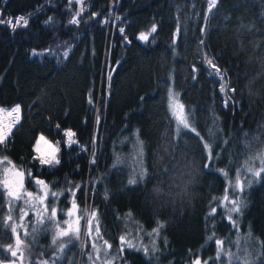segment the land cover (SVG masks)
Masks as SVG:
<instances>
[{"label": "trees", "instance_id": "1", "mask_svg": "<svg viewBox=\"0 0 264 264\" xmlns=\"http://www.w3.org/2000/svg\"><path fill=\"white\" fill-rule=\"evenodd\" d=\"M108 7L109 0H0V105L20 106L0 159L26 172L34 197L42 194L34 175L50 189L44 225L0 190V264H193L197 257L264 264V173L255 177L244 164L264 167L256 158L264 152V0H113L107 25ZM18 12L27 26L13 27ZM153 25L156 32L140 40ZM170 92L179 94L190 125L179 134ZM68 129L76 134L71 146ZM39 134L57 146L59 164L33 158ZM237 172L242 192L229 186ZM226 189L228 202L213 199ZM51 192L63 195L54 202ZM231 200L242 202L230 213L235 226L227 219ZM86 204L98 214L100 234L93 220L82 243ZM53 206L60 228L80 217L78 239L52 243L57 229L46 217ZM22 208L23 243L11 257L5 248L15 249L16 237L3 225H19ZM158 222L164 226L155 234ZM121 235L135 247L120 251ZM216 240L224 242L219 258Z\"/></svg>", "mask_w": 264, "mask_h": 264}, {"label": "snow or ice", "instance_id": "2", "mask_svg": "<svg viewBox=\"0 0 264 264\" xmlns=\"http://www.w3.org/2000/svg\"><path fill=\"white\" fill-rule=\"evenodd\" d=\"M211 5L215 6L216 4V0H210ZM72 23H78V21H71ZM0 23H4V21L0 20ZM9 24L12 23L11 20L8 21ZM28 24V20L25 19V17L20 16L16 19L15 25H13V27L16 26H27ZM156 26L153 25L150 29V31L148 32H142L139 35V39L142 41H148L149 36L152 35V33L156 32ZM121 31H123V29H121ZM179 31V29L177 30ZM201 43H203L201 41ZM207 63L212 67V69L215 70V73L217 75L220 74V70L217 68V66L213 63V61L211 59H209L207 61ZM221 79H223V77H220ZM221 92L225 91V86L223 84H221L220 87ZM231 91H235V89H231ZM178 95L179 94H173V93H169V109L170 112L172 114V116L175 118L176 120V124H177V128L176 131L179 134V132L181 131V129H189L190 125L188 122V117L186 116L185 112H184V105L179 101L178 99ZM228 104V100H225V105L227 106ZM7 113L8 116L13 117L12 122L5 124L3 122H0V146H4L7 144L11 133H12V128L19 123V112H20V106L16 105L14 108H12L11 110H6L3 108H0V113ZM16 114L15 116H13V114ZM59 127V126H58ZM193 133H195L197 135V137L201 140H203V137L199 136V133H196L195 128H191L190 129ZM65 135L67 137L66 140V144L68 146H71L73 143H77V141H75L73 138L75 137V133L73 131H71L70 129L65 130ZM41 142H44L46 145H48V148H52L51 144L49 141L46 140V138L41 135L39 137V139L37 140L36 144L34 145V150L35 152L38 154V156H34V159H39V162L41 164H46V165H54V164H59L60 161L56 156V152L59 151V149H52L51 151H47V150H42L41 148ZM204 147L208 152V159H212L211 156V145L207 144V142H204ZM257 159L260 160L261 164L264 165V152H261L260 154H258V156L256 157ZM5 162H7L8 164H11V161L8 159L7 156L3 157V159H0V165L4 164ZM245 164V169L247 172L253 173V175L255 177H260L262 173H264V167H261L259 169H254L253 167L249 166L248 161L246 160L244 162ZM205 167H207V165H205ZM221 172L223 173V175L225 177H227V173L223 172V170H221ZM9 173L11 175H9ZM31 177V173L29 172L28 174ZM147 175L146 170L142 169L140 174H139V178L143 179V177ZM3 179H0V190H4L6 191L7 195L9 198L14 199V200H21L22 196H23V203L28 205L34 215L37 217L36 223L39 225H44L45 223V215L44 213H48V205L45 203V201L47 200L48 196H49V186L45 183V181L43 180H36L34 179V182L39 186V191L42 194H38L34 197V194L32 192H27L24 191L22 193L23 190V181H24V172L19 171L18 169H16L15 165H12L11 168L5 167L3 170ZM137 180L135 178L131 179L129 181V183H136ZM245 181L241 180L240 178V173L237 172V175L235 177V182L229 181V186L233 189V190H238L240 192H242L244 190L245 187ZM247 185L250 187L251 186V181H247ZM77 188H79V186H77ZM71 192V190H69ZM73 196L75 195L74 193H71ZM63 195V192L57 193V192H51V196L53 197V201L55 202V199L60 196ZM213 199H217L219 203L223 204L224 202H228L230 197L228 195L227 189L225 190V194L223 197L221 198H213ZM35 200L36 203H38L39 205H42V208L40 211H37L36 209V204L32 203V201ZM11 202V200H10ZM231 205L232 207L228 210L229 211V215L227 216V219L229 221H231L232 225L235 226L236 222L234 220H232L231 214L232 212L235 213H239L241 211V206H242V202L241 201H237V200H231ZM77 205L75 204V201H73V209H76ZM21 215L19 217L21 223L19 225H9L8 223H4V227L6 228H10L11 232L13 234H15L16 240V248H13V245L9 244L6 246L5 250L7 252L10 253L11 257H17V251L19 250V246L23 243V241L20 239V233L17 231V227H24V218L28 215V212L25 209H21ZM63 211V210H61ZM216 212V208H212L211 213H209V215H212ZM68 216H71L73 213L70 210L69 212L65 213ZM56 215H57V210L56 208L53 206L51 209L50 214L47 215L46 219L49 223L55 224L56 226V233L53 237L52 243L56 244V241L58 238L60 237H66L69 236L70 234H72L73 236H75L77 239L79 238V220L80 217H77L76 221H75V227H73V224L70 223L68 220H65L63 223L66 225L65 228H60V223L59 221L56 220ZM130 215V214H129ZM13 219V217L11 215H8L5 220L6 221H11ZM95 220L96 221V233L99 236L100 234V228H99V219H98V214L96 212H92L90 214V218L87 220V230L89 232V234L91 233V229H92V221ZM164 226L163 222H158V227L153 229V233L158 234L160 231V228H162ZM37 231V228H33V232L32 233H28L26 230L24 232L25 236H29L32 235L33 233H35ZM33 238H35L33 236ZM209 240H212L213 237L209 236L208 237ZM120 240V251H123V248L125 246H127L128 248H134L135 245L132 243V241L130 239L127 238V235H121L119 237ZM216 245H217V258L220 257L221 253H223L225 250L223 248V241L222 240H216L215 241ZM104 245L106 246V248H111V245L108 244L107 241H104ZM93 247L96 248V245L93 244ZM64 245L62 244L59 248L60 251H63ZM97 252L99 251L98 249H96ZM144 251L147 252V248H144ZM227 255L231 256L232 254L229 252L227 253ZM24 257L23 255L20 256V260L23 261ZM12 264H16L15 260L12 261ZM41 264H48V261H42ZM53 264H55V262L53 261ZM108 264H112L111 261L108 262ZM193 264H202V261L199 257H197L194 261ZM203 264H208V261L205 260L203 261ZM229 264H231V262H229ZM245 264H249V262L246 260Z\"/></svg>", "mask_w": 264, "mask_h": 264}, {"label": "built area", "instance_id": "3", "mask_svg": "<svg viewBox=\"0 0 264 264\" xmlns=\"http://www.w3.org/2000/svg\"><path fill=\"white\" fill-rule=\"evenodd\" d=\"M112 1H113V0H109L108 12H107L106 15L103 17V20H104V22H105L107 25H109L111 22L114 21V20L111 18V14H110ZM20 16H23V17H24L23 13L18 12V13L16 14V16H15V20H16L18 17H20ZM16 105H18V104H12V105H0V108L6 109V110H11V109L14 108ZM15 115H16V114L14 113L13 116H15ZM19 117H20V112H19ZM12 119H13V117L8 116L6 112H5V113H0V122H3V123H5V124H8V123H11V122H12ZM15 126H16V125H15ZM15 126H14V127H15ZM14 127L12 128V130L14 129ZM40 136H41V134L38 135V137H37V139H36V141H35V144H36V142H37V140L39 139ZM10 138H11V136H10ZM10 138H9V140H10ZM9 140H8V141H9ZM46 140H47V139H46ZM47 141H48V140H47ZM49 142H50V141H49ZM35 144H34V145H35ZM50 144H51L52 148H48V145H46L44 142H41V148H42V150L51 151L52 149H57V146H56L54 143L50 142ZM34 156H38V154L35 152V150H34Z\"/></svg>", "mask_w": 264, "mask_h": 264}, {"label": "rangeland", "instance_id": "4", "mask_svg": "<svg viewBox=\"0 0 264 264\" xmlns=\"http://www.w3.org/2000/svg\"><path fill=\"white\" fill-rule=\"evenodd\" d=\"M186 114V113H185ZM5 167H8V168H11V166H9V165H7L6 163H4V164H2V165H0V179H3L4 177H3V170H4V168ZM10 174V173H9ZM24 191H26V190H23L22 191V193L24 192ZM27 192H29V191H27ZM5 194L7 195V193H6V191H5ZM8 196V195H7ZM11 199V198H10ZM22 201H23V196H22V199H21ZM21 200H19V201H17L18 203L19 202H21ZM17 202H14L15 204L17 203ZM14 203H13V205H14ZM90 214H91V212H90V210H89V207H88V205L86 204V205H84V207H83V209H82V215H81V220H82V224H81V241H82V243H83V240H84V236L85 235H87L88 234V230H87V220L90 218ZM75 221L76 220H74L73 222H72V224H73V227H75ZM83 246V245H82Z\"/></svg>", "mask_w": 264, "mask_h": 264}, {"label": "flooded vegetation", "instance_id": "5", "mask_svg": "<svg viewBox=\"0 0 264 264\" xmlns=\"http://www.w3.org/2000/svg\"><path fill=\"white\" fill-rule=\"evenodd\" d=\"M16 169H18L19 171L24 172V181H23V185H24V187H23V190H25V185H26V182H27V174H26L25 171H23L22 169H20V168H18V167H16ZM9 175H11V174H9ZM34 179L38 180L37 175H34ZM40 180H41V179H40ZM23 190H22V191H23ZM9 199H10V198H9ZM10 200H14V199H10ZM16 202H17V200H16Z\"/></svg>", "mask_w": 264, "mask_h": 264}, {"label": "bare ground", "instance_id": "6", "mask_svg": "<svg viewBox=\"0 0 264 264\" xmlns=\"http://www.w3.org/2000/svg\"><path fill=\"white\" fill-rule=\"evenodd\" d=\"M78 1V0H77ZM116 1V0H115ZM112 16H113V14H112ZM91 204V203H90Z\"/></svg>", "mask_w": 264, "mask_h": 264}]
</instances>
